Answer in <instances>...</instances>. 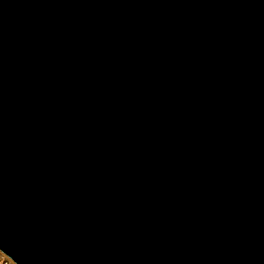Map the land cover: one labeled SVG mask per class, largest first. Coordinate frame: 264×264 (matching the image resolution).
I'll use <instances>...</instances> for the list:
<instances>
[{"label":"water","instance_id":"1","mask_svg":"<svg viewBox=\"0 0 264 264\" xmlns=\"http://www.w3.org/2000/svg\"><path fill=\"white\" fill-rule=\"evenodd\" d=\"M0 252L264 264V0H0Z\"/></svg>","mask_w":264,"mask_h":264},{"label":"built area","instance_id":"2","mask_svg":"<svg viewBox=\"0 0 264 264\" xmlns=\"http://www.w3.org/2000/svg\"><path fill=\"white\" fill-rule=\"evenodd\" d=\"M0 264H15V263L0 252Z\"/></svg>","mask_w":264,"mask_h":264}]
</instances>
